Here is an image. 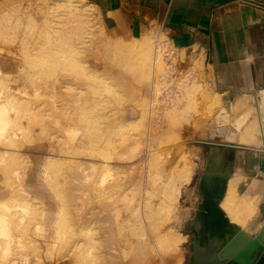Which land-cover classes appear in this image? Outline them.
I'll use <instances>...</instances> for the list:
<instances>
[{
    "label": "rangeland",
    "instance_id": "obj_1",
    "mask_svg": "<svg viewBox=\"0 0 264 264\" xmlns=\"http://www.w3.org/2000/svg\"><path fill=\"white\" fill-rule=\"evenodd\" d=\"M193 1L159 0L148 17L139 0H0V264H185L196 251L175 210L238 104L190 28ZM257 151L220 202L243 243L229 246L234 231L212 251L240 252L255 228L249 264H264Z\"/></svg>",
    "mask_w": 264,
    "mask_h": 264
},
{
    "label": "crops",
    "instance_id": "obj_2",
    "mask_svg": "<svg viewBox=\"0 0 264 264\" xmlns=\"http://www.w3.org/2000/svg\"><path fill=\"white\" fill-rule=\"evenodd\" d=\"M260 1L264 3V0ZM193 2L195 4H191V8L199 15V23L192 24L190 28L196 29L195 38L205 41L211 54L217 85L220 86L221 83L222 89H231L233 101L236 96L252 95L253 99L233 102L242 103L243 108L248 103L252 106H264V6L249 0ZM157 7L159 0H139L137 8L141 14L152 17ZM191 8L190 5L183 7ZM255 111L254 109L253 117ZM240 114H244V111ZM254 118L255 120L250 121L248 129H252L254 125L256 127V116ZM262 119L264 121V110ZM258 124L261 122L257 121V126ZM232 127V133L225 131L230 137L241 131L237 130L234 124ZM257 130L259 131V126L251 132L258 137H264V132ZM250 135L248 132L244 136ZM259 168L263 171L264 194V156Z\"/></svg>",
    "mask_w": 264,
    "mask_h": 264
},
{
    "label": "bare ground",
    "instance_id": "obj_3",
    "mask_svg": "<svg viewBox=\"0 0 264 264\" xmlns=\"http://www.w3.org/2000/svg\"><path fill=\"white\" fill-rule=\"evenodd\" d=\"M235 104H237V103H235ZM237 107H235V108H237ZM232 109H234V108L231 107V110H229V111L233 112ZM242 111H244V114H240L242 121H238V122L233 123V120H232L230 122L227 121L226 123H224V124H230L229 126L236 124L234 126H236L238 128L237 130H241L239 133H237L235 131L236 135L231 136V137H230L229 133L227 134V132H224L226 135H224L223 133L218 134L217 137H218L219 144L213 148L202 147L201 148L202 151H199L200 150V146H199V150H197V151H199V154H198L199 157L196 155V157H198V160H197L198 164H196L197 161H195L196 162L195 164L197 166L195 164H194L195 166L194 165L193 166L197 168L198 165L201 164V168L203 169V172L200 173V171L197 170L196 174L193 175L194 170L192 171L193 172L192 175L194 176V179L191 181L189 187L188 188L186 187L187 190L186 191L184 190V195H183V197H181L182 203L184 202L182 205L183 207H180L181 204H179L180 206H175V207H180V208L175 210V214H174V218H173V219H175L174 228H176V230L178 229L179 232H181V231L188 232L189 233L188 236L190 235V238L188 237L189 239L187 241V247H190L191 249L194 248L196 250L195 252L191 251L192 252V254H190L191 256H189L190 250H189V252L187 251V257L185 258V261H186L185 264H192L189 262L191 261V259H193L192 256L194 257V255H196L199 259L204 260V263L206 261H208L209 259H211L208 256L215 249L216 244L217 245L220 244L223 239H225L226 237H229V235L231 233H233L234 231H236V234L233 237H231V239L229 240L230 246L231 245L238 246L241 243H243L244 239L242 237H240V234H243V233L240 231L239 232L237 231V229H238L237 227L239 226V224L235 223V222H237V220H235L236 214L233 213V216H231L230 212H228L226 209H225L226 210V212H225L224 209L220 206L221 199H223V197H222L224 194L223 192L225 191V188L227 187L226 183H227L229 177H231V175H232L233 178H231V179L233 180V182H238L237 184H239L241 181L239 179V176H240L239 174H241L243 176L245 173L243 165L245 164L246 160H244V156L242 157L241 155L247 154V153L251 154L253 152H256L258 145L264 146V137L263 136L258 137L256 135H254L253 133H251L253 136V138L251 137L252 139H247V137L244 136V135H247V133L250 130V129H248V127L250 126V121L255 120V118H254L255 116L254 117L252 116L253 111H254L252 105H250L248 103L247 106L245 105V107L243 108ZM212 120H210V121H212ZM212 123H214V122H212ZM202 125L204 126V123ZM218 125H219V123H218ZM205 126H207V124H205ZM222 126H224V125H222ZM229 126L228 127L224 126V127L228 131H230V133H232V128H229ZM206 129H207V127H206ZM255 129H258L257 121H256V127L254 128V130ZM196 149H198V147ZM192 150H195V149H192ZM192 150L190 149V152ZM192 152H191V154H192ZM200 152H201V154H200ZM191 154H189V155H191ZM193 155H191V156L193 157V159H195ZM247 158H248V156H247ZM239 159H240V161L242 160L241 161L242 166H240L241 168L235 169L236 165L239 162ZM236 172H238V173H236ZM237 175H238V177H237ZM227 176H228V178H227ZM191 178L188 181H190ZM237 179H239L240 181H238ZM243 179H244V177L242 178V180ZM188 181L186 182L187 184H189ZM181 186H182V184H181ZM186 186H188V185H186ZM178 189H180V188H178ZM184 189H185V187H184ZM193 189H195V192H196L195 193L196 198H197L196 204H193L191 199L188 197V195H189L188 193H190L191 190L193 191ZM229 189H228V191H229ZM178 192H179V190H178ZM226 195L228 196V193ZM178 198L180 199V195ZM231 200H232V198H231ZM228 201H229V199H228ZM185 202L188 203L187 206L184 205ZM232 202H233V200H232ZM176 203H179V202L176 201ZM229 203H228V205H229ZM226 205H227V203H226ZM187 207H190V209L192 208V210H194L196 213L195 217L192 216L193 213L190 216H188V217H191L188 219L189 222L194 226L188 224L187 220H184L183 225H178V223H177L178 214L181 213L182 210H185V209L187 210ZM239 215H240V213H239ZM263 230H264V227H263ZM252 231L255 232V228L252 229ZM217 248L218 247L216 246V249ZM216 249L214 251H216ZM251 249H252L251 246L248 247L247 249H245L244 250L245 254H248L251 251ZM213 254H215V253H213ZM199 261H198V263H200Z\"/></svg>",
    "mask_w": 264,
    "mask_h": 264
},
{
    "label": "water",
    "instance_id": "obj_4",
    "mask_svg": "<svg viewBox=\"0 0 264 264\" xmlns=\"http://www.w3.org/2000/svg\"><path fill=\"white\" fill-rule=\"evenodd\" d=\"M258 5H261V6H264V3L263 2H261L260 0H259V2H258ZM252 95H250L249 97H248V94H246V95H241V97L239 96L238 97V99H234V101H233V98H232V94H231V100H232V105L233 106H236L237 104H235V103H233V102H235V101H239L240 99H244L245 100V98H247L246 100H249V99H253V97H251ZM240 105V103L238 104V106ZM243 110V107L242 108H239V107H237V112H236V109H234L233 110V116H231V120H233L234 122H238V121H242V118L240 117V112ZM234 125H236V124H234ZM235 127V126H234ZM232 129H234L233 127H232ZM211 130H213V129H211ZM221 133H224V132H216V133H214V134H212L213 136H218V134H221ZM218 138V137H217ZM258 146H261V147H264L263 145H258ZM256 152H258V151H256ZM264 156V155H263ZM263 161V160H262ZM263 227H264V223H263V225L261 226V228L259 229V232H258V237L260 238L262 235H264V230H263ZM254 229V228H253ZM255 233H256V230H255V232H253L252 231V229H251V232H250V236H251V238L252 239H250V241H248V243L247 244H245L244 246H243V248H241V251L240 252H235V253H233V252H229V253H227V254H223L222 252H217L216 254H212L213 252H211V254L208 256L209 258H211V259H209L208 261H206L205 263H204V260H201V259H199L198 258V261L200 262V263H198V262H196L197 264H249L248 262H247V256L249 255V253L248 254H245V252H244V250L245 249H247L248 247H250L251 246V248L253 249L254 248V246H253V236L255 235ZM229 244V243H228ZM227 245V244H226ZM230 246V245H229ZM237 247V246H236ZM235 249V248H234ZM233 249V250H234ZM251 249V250H252Z\"/></svg>",
    "mask_w": 264,
    "mask_h": 264
},
{
    "label": "built area",
    "instance_id": "obj_5",
    "mask_svg": "<svg viewBox=\"0 0 264 264\" xmlns=\"http://www.w3.org/2000/svg\"><path fill=\"white\" fill-rule=\"evenodd\" d=\"M250 1H252L254 3H257V4L259 2V0H250ZM62 146L67 147V148H70V149H75V147H76L75 144H72L70 142H62Z\"/></svg>",
    "mask_w": 264,
    "mask_h": 264
}]
</instances>
